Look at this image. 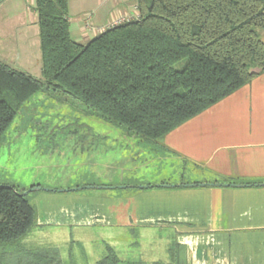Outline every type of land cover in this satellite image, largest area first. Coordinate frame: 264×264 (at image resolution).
<instances>
[{"label":"trees","instance_id":"trees-1","mask_svg":"<svg viewBox=\"0 0 264 264\" xmlns=\"http://www.w3.org/2000/svg\"><path fill=\"white\" fill-rule=\"evenodd\" d=\"M135 2V18L81 43L71 34L68 0H36L42 76L0 60V140L26 103L53 91L157 143L264 72V0ZM25 190L0 185V245L39 226ZM118 262L111 252L99 264Z\"/></svg>","mask_w":264,"mask_h":264},{"label":"rangeland","instance_id":"rangeland-1","mask_svg":"<svg viewBox=\"0 0 264 264\" xmlns=\"http://www.w3.org/2000/svg\"><path fill=\"white\" fill-rule=\"evenodd\" d=\"M0 16L2 23L11 22L12 31L20 30L9 11L1 9ZM29 37L17 45L13 36L6 44L13 53L20 49L22 59L31 58L34 70L40 40L34 30ZM186 61L174 68L182 69ZM164 139L143 141L66 94L38 92L0 140V185L25 191L40 187L27 198L38 218L52 222L37 226L17 244L0 245V264H98L111 252L118 264H185L183 249L173 246L171 227L121 224L111 216L125 206L120 193L127 182L180 180L183 161L161 152ZM93 205L104 206L101 211L111 224L72 223L71 215L83 218L80 209ZM46 249L50 257L43 254Z\"/></svg>","mask_w":264,"mask_h":264},{"label":"crops","instance_id":"crops-1","mask_svg":"<svg viewBox=\"0 0 264 264\" xmlns=\"http://www.w3.org/2000/svg\"><path fill=\"white\" fill-rule=\"evenodd\" d=\"M35 5L36 0L0 3L21 26L15 32L11 22L0 21V60L37 76L40 53L33 70L31 58L22 59L20 49L13 53L6 44L13 36L17 45L28 41L31 30L40 40ZM122 15L136 17L135 0H68L71 34L81 43ZM260 36L264 41V29ZM164 138L161 152L183 161L180 180L127 182L120 193L125 206L111 216L121 224L171 227L173 246L183 249L185 264H264V72ZM101 209L82 208L85 216L71 215L72 223L111 224ZM50 222L38 218L39 226Z\"/></svg>","mask_w":264,"mask_h":264},{"label":"built area","instance_id":"built-area-1","mask_svg":"<svg viewBox=\"0 0 264 264\" xmlns=\"http://www.w3.org/2000/svg\"><path fill=\"white\" fill-rule=\"evenodd\" d=\"M133 18H135V17L134 16H127V15L118 16L114 20H112L110 23H108L106 26L100 27L99 33L104 32L109 27L121 24V23L129 21Z\"/></svg>","mask_w":264,"mask_h":264},{"label":"water","instance_id":"water-1","mask_svg":"<svg viewBox=\"0 0 264 264\" xmlns=\"http://www.w3.org/2000/svg\"><path fill=\"white\" fill-rule=\"evenodd\" d=\"M264 184V183H263ZM225 185H227V184H225ZM234 185H236V186H245V184H234ZM159 186V185H158ZM140 187H143V188H146V187H148V186H140ZM150 187V186H149ZM38 189H40V187H35V188H32V189H30V190H28V191H24V192H22L21 194L22 195H27L31 190H38Z\"/></svg>","mask_w":264,"mask_h":264}]
</instances>
